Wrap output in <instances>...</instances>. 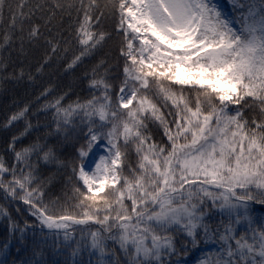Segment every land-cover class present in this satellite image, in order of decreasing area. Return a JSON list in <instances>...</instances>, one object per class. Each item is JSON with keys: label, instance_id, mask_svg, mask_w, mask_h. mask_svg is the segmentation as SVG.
<instances>
[{"label": "snow or ice", "instance_id": "6c2138e0", "mask_svg": "<svg viewBox=\"0 0 264 264\" xmlns=\"http://www.w3.org/2000/svg\"><path fill=\"white\" fill-rule=\"evenodd\" d=\"M230 7L0 0V72L39 86L0 119V264H264V0Z\"/></svg>", "mask_w": 264, "mask_h": 264}, {"label": "trees", "instance_id": "16d2710c", "mask_svg": "<svg viewBox=\"0 0 264 264\" xmlns=\"http://www.w3.org/2000/svg\"><path fill=\"white\" fill-rule=\"evenodd\" d=\"M5 51L6 50L0 49V62H2V58L5 55ZM11 55L18 59L17 54L15 52H12ZM34 55H39V52L34 53ZM89 63L91 62L89 61ZM82 74L83 66L74 67V70L72 72H65V70L63 69V63L54 62L52 65L46 68L41 83L50 82L58 86H63L67 91L71 93V95L68 96V100L75 99L77 96L86 98L85 92L82 87V82L79 79ZM38 87V85H30L26 80L17 82L11 78H5L3 72H0V119L3 118L6 111H11L13 108H15L16 102H20L22 104L26 100L32 101L33 98L37 95ZM43 99H47V97L42 98V100ZM68 100H65V103H67ZM33 108H36L40 112V115L38 117H30L32 122V128L38 130H30L29 133H27L26 136L23 138V143H27L29 139H34L37 135H40V137L43 139L44 133L46 132L44 124L47 122L48 117H46L43 110L39 108L38 103H33ZM28 111L29 113H31L32 108H29ZM54 142V137L50 138L48 141L49 144ZM4 148L5 134L2 130H0V154L6 155V153H4ZM69 151L70 150L67 148L64 149L65 153ZM52 170L53 169H49V171ZM57 175L61 178L62 182L63 177L67 175V172L61 169L57 173ZM70 190L71 189H69V191ZM254 210L256 211L257 215L264 214V211H262V209L258 205L255 207ZM12 211L14 213L13 219H15V209L13 208ZM7 227V219L0 217V244L3 243ZM12 251H15V246H13ZM47 256L49 260L55 262V264H62V261L64 259L63 255L55 254L51 250L48 251ZM80 258V256L77 257V259ZM82 258L85 261V264H87V261L90 259V256L88 255V253H83ZM184 258H190V264H194L196 259L201 258L200 252H198V250L192 251L187 257H183L182 259Z\"/></svg>", "mask_w": 264, "mask_h": 264}, {"label": "rangeland", "instance_id": "374dc122", "mask_svg": "<svg viewBox=\"0 0 264 264\" xmlns=\"http://www.w3.org/2000/svg\"><path fill=\"white\" fill-rule=\"evenodd\" d=\"M217 3L221 4L226 11L230 12L231 11V7H230V3L231 0H216ZM196 250H198V252L201 251V249L197 248ZM204 251H207V249H203ZM184 260L188 261V264H190V258H185Z\"/></svg>", "mask_w": 264, "mask_h": 264}]
</instances>
